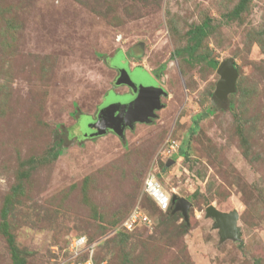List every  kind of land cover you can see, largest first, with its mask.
<instances>
[{"label":"rangeland","instance_id":"374dc122","mask_svg":"<svg viewBox=\"0 0 264 264\" xmlns=\"http://www.w3.org/2000/svg\"><path fill=\"white\" fill-rule=\"evenodd\" d=\"M226 58L219 100L207 60ZM140 66L165 90L155 116L91 135ZM149 175L189 200L187 222L151 203ZM210 204L237 210L239 238ZM134 206L148 223L120 227ZM78 235L97 264H264V0H0V264L10 239L25 264H64Z\"/></svg>","mask_w":264,"mask_h":264},{"label":"water","instance_id":"95a60500","mask_svg":"<svg viewBox=\"0 0 264 264\" xmlns=\"http://www.w3.org/2000/svg\"><path fill=\"white\" fill-rule=\"evenodd\" d=\"M114 64L118 67L117 62ZM140 67L142 75L131 74L128 77V73H124L127 78L121 76L122 83L128 85L133 90V94L113 100L100 110L96 119L91 123V135H100L107 129H112L117 135L123 136L127 127H133L136 122H148L155 116V110L161 106L160 96L165 93V90L144 67ZM216 71L220 77L216 83L214 95L219 100H224L226 95L234 90L236 73L232 59L226 58L220 61ZM171 204L173 205L172 211H180L187 222L189 200L173 195ZM205 214L213 219L212 227L217 229L220 239L239 238L241 232L237 225L236 209L219 211L210 204L205 208Z\"/></svg>","mask_w":264,"mask_h":264},{"label":"built area","instance_id":"2783aa9c","mask_svg":"<svg viewBox=\"0 0 264 264\" xmlns=\"http://www.w3.org/2000/svg\"><path fill=\"white\" fill-rule=\"evenodd\" d=\"M175 144V140H171V144H169V147L172 149L174 148ZM144 190L160 210H166L171 205V195H169L167 192L162 191V189L160 188V184L158 183V180L154 175H149L146 178L144 182ZM140 223H148V217L146 213H143L138 207L134 206L130 210L126 221H124L122 225H120V227L122 226L125 229L129 230L131 228H134L136 224ZM84 244L85 237L83 236L78 237L77 239H73L69 245L70 251L73 252V258H70L69 261L64 264H94L91 256L82 261H77L75 259V257L82 252L81 248ZM91 251L92 245H90L89 247V252Z\"/></svg>","mask_w":264,"mask_h":264},{"label":"trees","instance_id":"16d2710c","mask_svg":"<svg viewBox=\"0 0 264 264\" xmlns=\"http://www.w3.org/2000/svg\"><path fill=\"white\" fill-rule=\"evenodd\" d=\"M240 9H241V6L239 5V7L237 9L235 8L232 11V14L234 16L237 15L239 13ZM207 26H208V23L205 22L204 24H201L198 27H196V28H194V29L191 30V39H192L193 43L191 45H189V47H186V50H185V51H187L188 58H191V59L193 58V51L195 50V48L199 44L201 38L206 33ZM207 62L209 63L210 66L215 67V68L217 67V65L219 63L216 59H208ZM164 67H165V64L160 65V68L161 69L164 68ZM116 68L119 70V67H116ZM157 76H158V73H156V77ZM62 145H63V141L62 140H58L56 142V146L53 147V149L51 150V157L52 158L57 157L61 153V151H62ZM181 152L182 153H185L183 150H181ZM147 198L151 201V203L154 204V202L151 200V198L149 196H147ZM172 207H173V205H170L167 208L168 213H172ZM160 211H162V210H160ZM8 236L11 237L9 234H8ZM78 237H81V235L72 237L68 241V247H69L71 241L73 239L78 238ZM9 243H10V246H11V251H12V255H13V262H14V264H25L24 258H21L20 256L17 255V248H16L14 242L12 241V239H10V242ZM90 245H92V250H93L94 245L90 241H88L87 238L85 237V244L81 248L82 252L78 256L75 257V259L77 261H82V260H85L86 258L89 257V255L87 254V252H85L84 250H89ZM70 258H73V252L72 251H70L69 258H68V260L65 263H67ZM91 259L94 262V264H97V262L94 261V259L92 258V256H91Z\"/></svg>","mask_w":264,"mask_h":264},{"label":"clouds","instance_id":"9594fccd","mask_svg":"<svg viewBox=\"0 0 264 264\" xmlns=\"http://www.w3.org/2000/svg\"><path fill=\"white\" fill-rule=\"evenodd\" d=\"M171 201V200H170ZM172 205V204H171Z\"/></svg>","mask_w":264,"mask_h":264},{"label":"bare ground","instance_id":"6f19581e","mask_svg":"<svg viewBox=\"0 0 264 264\" xmlns=\"http://www.w3.org/2000/svg\"><path fill=\"white\" fill-rule=\"evenodd\" d=\"M219 74V73H218Z\"/></svg>","mask_w":264,"mask_h":264}]
</instances>
